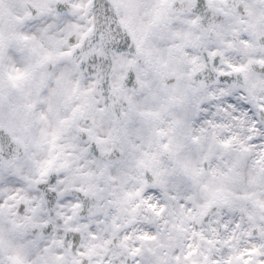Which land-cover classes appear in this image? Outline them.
Instances as JSON below:
<instances>
[{
  "label": "snow or ice",
  "instance_id": "obj_1",
  "mask_svg": "<svg viewBox=\"0 0 264 264\" xmlns=\"http://www.w3.org/2000/svg\"><path fill=\"white\" fill-rule=\"evenodd\" d=\"M0 264H264V0H0Z\"/></svg>",
  "mask_w": 264,
  "mask_h": 264
}]
</instances>
